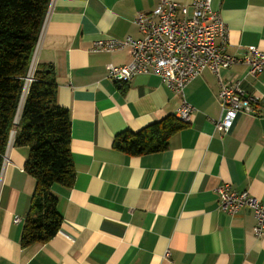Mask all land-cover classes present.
<instances>
[{"label":"crops","instance_id":"1","mask_svg":"<svg viewBox=\"0 0 264 264\" xmlns=\"http://www.w3.org/2000/svg\"><path fill=\"white\" fill-rule=\"evenodd\" d=\"M160 1L52 0L35 65L53 68L57 104L69 113L75 176L70 188H52L61 215L56 234L21 249L34 179L23 170L28 147H9L0 182V264H264V233L254 237L251 209L230 215L214 193L227 184L264 204V115L240 113L226 133L213 126L220 86L238 79L263 110L264 71L250 76L241 63L220 68L217 77L204 70L184 88L193 112L166 150L130 156L111 147L118 133L174 116L182 102L155 75L112 81L105 67L127 64V49L89 51L98 39L141 38L132 20ZM211 8L228 28L226 54L242 58L251 46L264 52V0H211Z\"/></svg>","mask_w":264,"mask_h":264},{"label":"trees","instance_id":"2","mask_svg":"<svg viewBox=\"0 0 264 264\" xmlns=\"http://www.w3.org/2000/svg\"><path fill=\"white\" fill-rule=\"evenodd\" d=\"M50 0H0V170L11 133L15 147H28L23 170L34 179L25 217L21 249L45 243L58 231L61 215L52 188L68 189L74 181L70 155V118L56 101L52 66L35 65L23 97L24 79ZM186 124L173 115L137 131L115 135L112 149L130 156L162 152Z\"/></svg>","mask_w":264,"mask_h":264},{"label":"built area","instance_id":"3","mask_svg":"<svg viewBox=\"0 0 264 264\" xmlns=\"http://www.w3.org/2000/svg\"><path fill=\"white\" fill-rule=\"evenodd\" d=\"M51 5L52 0L49 1L44 21ZM132 23L142 34L141 38L133 39L126 36L123 39H98L92 43L89 51L110 53L127 49L130 55L129 62L121 66L108 64L105 67L108 77L118 84L138 74L159 77L167 89L181 96L182 102L176 109L174 117L183 124L189 123L193 112V108L184 99V88L202 71L209 70L217 77L220 68H228L238 63L244 64L247 67V74L253 77L264 71V52L256 47H248L242 58L225 53L228 28L219 14L212 10L211 0H192L189 5L176 0H161L150 13H136ZM41 31L42 27L40 33ZM40 33L24 79L23 97L32 81ZM217 100L220 117L213 121V126L218 133L228 132L240 113L264 115V108L261 111L256 109L259 105L258 99L245 93L241 79L228 85H221ZM12 136L13 133L3 155L0 182L7 163L8 149L12 144ZM214 193L219 209L230 215L236 214L242 207L251 209L255 219L252 229L254 237L259 238L264 233V204L259 203L247 192L231 191L227 184L216 188ZM18 220L15 217L13 222L17 223ZM168 257L169 252L165 251L164 258Z\"/></svg>","mask_w":264,"mask_h":264}]
</instances>
